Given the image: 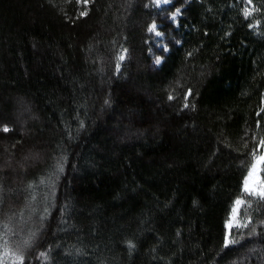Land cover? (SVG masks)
Wrapping results in <instances>:
<instances>
[{"label": "trees", "instance_id": "16d2710c", "mask_svg": "<svg viewBox=\"0 0 264 264\" xmlns=\"http://www.w3.org/2000/svg\"><path fill=\"white\" fill-rule=\"evenodd\" d=\"M261 109L264 0H0L6 263L264 264Z\"/></svg>", "mask_w": 264, "mask_h": 264}, {"label": "snow or ice", "instance_id": "6c2138e0", "mask_svg": "<svg viewBox=\"0 0 264 264\" xmlns=\"http://www.w3.org/2000/svg\"><path fill=\"white\" fill-rule=\"evenodd\" d=\"M78 2H83V3L87 4L89 2V0H78ZM154 3L156 6L159 7L161 4H169L170 0H154ZM248 3L252 4V0H248ZM180 13H181L180 8H176L175 11L171 13V19L173 20V22L176 21V18L178 15H180ZM244 14H245V16H248L251 13H250V11H245ZM80 15L86 16L87 12L82 11L80 13ZM249 27H251V25H249ZM157 29H158V26L155 23V21H153V23L149 26V31H154L157 36L163 35V33ZM123 51L126 54L128 50L124 49ZM165 51H167V47H165ZM125 59H126V55H120V57H119L120 61H123ZM156 63L157 64L161 63V60L159 57L156 59ZM116 68H117V71H119V69H120L119 63H117ZM190 91L191 90L189 89V93H190ZM169 99H172V97L170 96ZM187 106L188 105L186 104L185 107H187ZM261 111L264 112V109H261ZM9 131H10L9 127L7 125H4L3 132L7 133ZM257 148L264 150V137H261L259 139L258 143L256 145H254L252 148L251 155L253 157V162L251 163V166L248 168L247 175H245L243 178L242 191L248 195H257L259 198L264 199V176L257 177V162L258 161L261 163V172H264V155L258 156L256 153ZM60 170L61 171L63 170L62 166H61ZM244 203H245V201L243 199H241L240 197H237L234 200L232 208L230 210L229 219H227L225 221L226 234L224 237V247L226 249L229 248L230 244L238 243V241L231 239V231L234 228H245L248 226L247 224H244V223L239 221L241 206ZM34 237H35V234L33 233L32 236L29 237V239L24 240L23 241L24 246H30ZM128 246L130 249L135 247V245L132 243V241H128ZM41 255H45V254L41 253ZM17 259L19 261V264H23V262H24L23 252H20L17 255Z\"/></svg>", "mask_w": 264, "mask_h": 264}, {"label": "rangeland", "instance_id": "374dc122", "mask_svg": "<svg viewBox=\"0 0 264 264\" xmlns=\"http://www.w3.org/2000/svg\"><path fill=\"white\" fill-rule=\"evenodd\" d=\"M171 4V0H170V3L169 4H161L159 7L158 6H156L155 5V3H154V0H153V5H154V7L155 8H157V9H161V8H164V7H167L168 5H170ZM250 12H251V14H252V12H253V6L252 5H250ZM179 16V15H178ZM177 16V17H178ZM177 19V18H176ZM254 27L255 28H257V25L255 24L254 25ZM152 33L156 36V38L158 39V40H161L162 39V36H157L156 34H155V32L154 31H152ZM122 55H125V53H123ZM121 62H123V61H120V63ZM257 155L259 156V155H264V150H261V149H259L258 150V153H257ZM261 176H264V172H261V163L258 161L257 162V177H261ZM246 194V193H245ZM246 195H248V194H246ZM248 196H250V197H252V198H255V199H257V198H259L257 195H248ZM259 199H262V198H259ZM244 200V199H243ZM245 201V203L241 206V210H240V215H239V221L240 222H242V223H244V224H247V225H249L250 224V219L249 218H246V217H244V215L242 214V210L244 209V208H246L247 206H249V204L247 203V201L246 200H244ZM246 228V227H245ZM245 228H234V229H245ZM233 229V230H234ZM232 230V231H233ZM231 231V232H232ZM7 257H9V254L7 253V251L4 249V248H1V250H0V264H7L6 263V258ZM11 264V263H10Z\"/></svg>", "mask_w": 264, "mask_h": 264}]
</instances>
